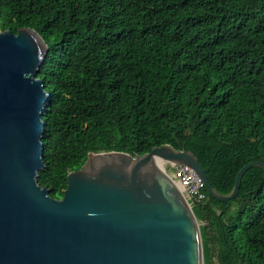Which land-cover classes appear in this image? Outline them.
<instances>
[{
    "label": "trees",
    "instance_id": "trees-1",
    "mask_svg": "<svg viewBox=\"0 0 264 264\" xmlns=\"http://www.w3.org/2000/svg\"><path fill=\"white\" fill-rule=\"evenodd\" d=\"M23 26L48 44L38 182L52 197L90 151L186 148L220 194L264 162V0H0V30ZM203 189L204 264H264V168L228 201Z\"/></svg>",
    "mask_w": 264,
    "mask_h": 264
},
{
    "label": "water",
    "instance_id": "water-1",
    "mask_svg": "<svg viewBox=\"0 0 264 264\" xmlns=\"http://www.w3.org/2000/svg\"><path fill=\"white\" fill-rule=\"evenodd\" d=\"M47 51L32 27L0 30V264H204L199 221L161 161L192 167L222 201L237 194L248 167L264 162L245 163L220 194L186 148L90 151L52 197L38 182L50 93L37 73Z\"/></svg>",
    "mask_w": 264,
    "mask_h": 264
},
{
    "label": "built area",
    "instance_id": "built-area-1",
    "mask_svg": "<svg viewBox=\"0 0 264 264\" xmlns=\"http://www.w3.org/2000/svg\"><path fill=\"white\" fill-rule=\"evenodd\" d=\"M163 162H165L164 165L162 164L164 170L174 179L176 187L181 191L191 208L204 202L207 196L203 189L205 184L192 167L171 161ZM166 167H170V171Z\"/></svg>",
    "mask_w": 264,
    "mask_h": 264
},
{
    "label": "bare ground",
    "instance_id": "bare-ground-1",
    "mask_svg": "<svg viewBox=\"0 0 264 264\" xmlns=\"http://www.w3.org/2000/svg\"><path fill=\"white\" fill-rule=\"evenodd\" d=\"M156 161L158 162V164L160 165V160L156 158Z\"/></svg>",
    "mask_w": 264,
    "mask_h": 264
},
{
    "label": "rangeland",
    "instance_id": "rangeland-1",
    "mask_svg": "<svg viewBox=\"0 0 264 264\" xmlns=\"http://www.w3.org/2000/svg\"><path fill=\"white\" fill-rule=\"evenodd\" d=\"M163 165L165 164V162L162 163ZM168 171H170V167H168Z\"/></svg>",
    "mask_w": 264,
    "mask_h": 264
},
{
    "label": "clouds",
    "instance_id": "clouds-1",
    "mask_svg": "<svg viewBox=\"0 0 264 264\" xmlns=\"http://www.w3.org/2000/svg\"><path fill=\"white\" fill-rule=\"evenodd\" d=\"M163 161H161V164H162Z\"/></svg>",
    "mask_w": 264,
    "mask_h": 264
},
{
    "label": "flooded vegetation",
    "instance_id": "flooded-vegetation-1",
    "mask_svg": "<svg viewBox=\"0 0 264 264\" xmlns=\"http://www.w3.org/2000/svg\"><path fill=\"white\" fill-rule=\"evenodd\" d=\"M193 209V208H192Z\"/></svg>",
    "mask_w": 264,
    "mask_h": 264
}]
</instances>
